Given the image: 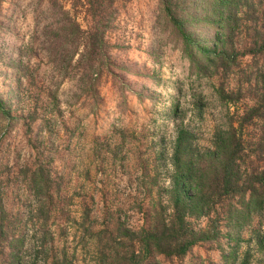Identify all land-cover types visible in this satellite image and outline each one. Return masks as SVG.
<instances>
[{
  "label": "rangeland",
  "instance_id": "obj_1",
  "mask_svg": "<svg viewBox=\"0 0 264 264\" xmlns=\"http://www.w3.org/2000/svg\"><path fill=\"white\" fill-rule=\"evenodd\" d=\"M205 4L187 8L183 22L197 47L210 45L215 31ZM57 14L50 0H0L4 108L15 116L25 94L41 88L54 94L60 114L48 123L49 128L39 121L27 127L20 119L8 120L0 114V171L5 172L0 178L6 188L4 202L12 207L24 202L25 214L42 195L24 184L23 162L39 160L60 185L61 202L70 200L69 214L76 219L65 235H58L52 225L55 244L66 247L72 264H90L92 244L79 240L81 193L98 204L103 191L124 224L140 226L150 196L145 188L152 177L158 186L169 182L177 129H191L197 142L207 145L223 110L214 93L217 77L211 68L196 73L184 40L159 0H115L111 5L104 32L110 65L95 84L96 96L81 89L75 78L38 49L40 42L54 36L50 30ZM195 14L198 17L192 19ZM31 41L35 45L26 51ZM194 52L196 60L198 50ZM239 60L246 63L250 56ZM236 76H225L226 88L235 86ZM221 232L215 242L196 244L182 257L154 255L151 260L154 264H222L221 254L233 242ZM239 236L238 256L249 250L252 264H264L253 252L247 230H240Z\"/></svg>",
  "mask_w": 264,
  "mask_h": 264
},
{
  "label": "trees",
  "instance_id": "obj_2",
  "mask_svg": "<svg viewBox=\"0 0 264 264\" xmlns=\"http://www.w3.org/2000/svg\"><path fill=\"white\" fill-rule=\"evenodd\" d=\"M114 1L50 0L59 14L50 30L54 36L38 44L55 67L75 78L90 96H96L95 84L110 65L104 32ZM159 2L184 40L196 73L211 68L217 77L214 93L222 120L212 128L207 145L197 142L191 129H177L169 182L158 186L151 176L140 226L124 224L103 191L98 204L81 193L79 240L92 244L90 264H154L151 256L182 257L196 244L215 242L224 230L233 245L221 254L222 264H252L249 250L236 253L240 230L246 229L253 252L264 263V0ZM202 2L210 10L208 21L215 31L210 45L197 47L183 22L187 8ZM34 45L31 41L26 51ZM246 54L250 60L241 64L239 58ZM229 73L237 78L234 87L226 88L223 79ZM9 109L0 100V114L20 119L27 127L39 121L49 128L60 115L54 94L41 88L25 94L15 116ZM23 166L24 184L42 196L24 214V202L13 207L4 202L6 188L0 178V264H72L66 247L55 244L51 228L55 225L58 235H65L76 222L69 214L70 200L61 202L60 185L39 160L25 159ZM4 173L0 171V177Z\"/></svg>",
  "mask_w": 264,
  "mask_h": 264
}]
</instances>
